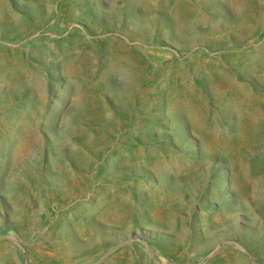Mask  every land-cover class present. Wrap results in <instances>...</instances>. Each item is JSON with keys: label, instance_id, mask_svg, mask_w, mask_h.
I'll return each mask as SVG.
<instances>
[{"label": "rangeland", "instance_id": "374dc122", "mask_svg": "<svg viewBox=\"0 0 264 264\" xmlns=\"http://www.w3.org/2000/svg\"><path fill=\"white\" fill-rule=\"evenodd\" d=\"M0 264H264V0H0Z\"/></svg>", "mask_w": 264, "mask_h": 264}, {"label": "bare ground", "instance_id": "6f19581e", "mask_svg": "<svg viewBox=\"0 0 264 264\" xmlns=\"http://www.w3.org/2000/svg\"><path fill=\"white\" fill-rule=\"evenodd\" d=\"M238 261V260H237ZM247 263V262H246Z\"/></svg>", "mask_w": 264, "mask_h": 264}]
</instances>
